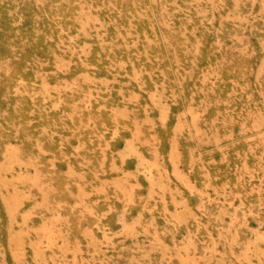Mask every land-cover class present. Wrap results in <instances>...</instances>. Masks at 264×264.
Here are the masks:
<instances>
[{"label":"rangeland","instance_id":"rangeland-1","mask_svg":"<svg viewBox=\"0 0 264 264\" xmlns=\"http://www.w3.org/2000/svg\"><path fill=\"white\" fill-rule=\"evenodd\" d=\"M0 264H264V0H0Z\"/></svg>","mask_w":264,"mask_h":264}]
</instances>
